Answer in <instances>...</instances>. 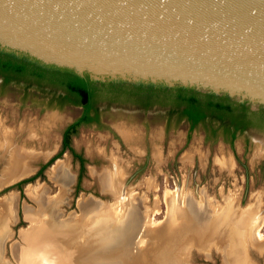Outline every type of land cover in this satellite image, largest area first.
I'll use <instances>...</instances> for the list:
<instances>
[{"label": "rangeland", "instance_id": "374dc122", "mask_svg": "<svg viewBox=\"0 0 264 264\" xmlns=\"http://www.w3.org/2000/svg\"><path fill=\"white\" fill-rule=\"evenodd\" d=\"M56 92L60 90L48 94L50 104H46L43 89L23 85L21 79L0 81V137L9 135L12 144L8 150L2 147L5 139L0 142V198L14 194L12 213L2 215L6 221L0 226V252L4 245L2 254L10 260L4 264H46L45 260L60 264L58 250L52 251L50 241L38 237L41 229L50 232L57 225L66 228L68 242L60 252L80 256L65 264H234L235 256L239 264H249V259L251 264H264V243L251 236L248 250L235 233L239 219L250 209L262 211L260 232L264 233V145L257 140L264 128H250L245 145L242 136L229 144L218 136L204 138L202 124L187 135L185 122L170 123L164 131L161 114L158 119L149 116L152 109L146 111L144 125L143 115L130 101L111 102L100 110V126L79 124L69 135L70 143L87 158L77 190L73 185L78 164L67 150L55 159L69 173L65 179L60 170L51 173L53 161L41 176L21 183L20 189L11 186L58 150L63 126L80 111L78 105L54 107ZM118 127L133 131L136 138L126 141ZM32 148L48 152L35 155ZM115 177L118 185L113 186L110 179ZM166 191H175L174 197ZM4 201H0L1 213ZM187 204L197 208L195 213L183 209ZM132 206L138 217L131 214ZM227 211L234 212L225 222ZM179 217L188 226L179 232L184 245L176 258H169L163 243L160 248L165 252L151 257L149 251L159 249L158 229ZM33 219L38 225L30 223ZM105 230L115 232L107 235Z\"/></svg>", "mask_w": 264, "mask_h": 264}, {"label": "water", "instance_id": "95a60500", "mask_svg": "<svg viewBox=\"0 0 264 264\" xmlns=\"http://www.w3.org/2000/svg\"><path fill=\"white\" fill-rule=\"evenodd\" d=\"M8 55L22 68L70 71L99 93L185 90L264 117V0H0Z\"/></svg>", "mask_w": 264, "mask_h": 264}, {"label": "trees", "instance_id": "16d2710c", "mask_svg": "<svg viewBox=\"0 0 264 264\" xmlns=\"http://www.w3.org/2000/svg\"><path fill=\"white\" fill-rule=\"evenodd\" d=\"M0 75H2L4 82L12 79H21L41 85H50L62 91L61 97L82 104V111L79 117L69 122L64 127L61 148L57 153L53 154L43 166L51 163L60 155L64 148L67 147L72 149L68 145L70 133L76 130L78 123L87 122L96 117L95 114L90 115L89 110L93 107L95 101L102 99L129 100L143 106L150 105L151 103H158L161 105H169L170 108H176L182 105L181 112L189 120L190 127L204 115H210L219 120L227 121L232 124L234 128L241 129L247 126L264 128V117L257 114L245 117L227 98L204 103L185 90L178 92L170 98H143L119 93H99L91 82L88 84L85 83L70 71L53 74L39 66L22 68L17 64L12 55L0 57ZM34 176L35 174L30 177L22 178L15 182L14 185L29 180Z\"/></svg>", "mask_w": 264, "mask_h": 264}, {"label": "bare ground", "instance_id": "6f19581e", "mask_svg": "<svg viewBox=\"0 0 264 264\" xmlns=\"http://www.w3.org/2000/svg\"><path fill=\"white\" fill-rule=\"evenodd\" d=\"M44 126V125H43ZM118 130H119V132L121 133V135L124 137V139L126 140V141H129L131 138H133V137H135L136 138V133H133V131H129V130H127V128H123V127H118ZM31 133V132H30ZM31 135V134H30ZM10 137H9V135H6L5 133H3L2 134V136L0 137V142L2 141H4V139H5V141L4 142H6V145H8V146H4L3 145V143L1 144L0 143V146H2L3 148H8V150H10V149H12V144L10 145L9 143V141H10V139H9ZM134 138V139H135ZM28 140V138L27 139H25V141H27ZM47 140V139H46ZM24 147V146H23ZM25 151V150H24ZM29 151V150H28ZM30 151H32V153L31 154H35V155H38L39 153H42V154H46V152H48V151H41V152H38L37 150L35 151V149L34 148H32V150H30ZM25 155H26V153H25ZM60 159H57L56 161H55V163L51 166V173L53 172V171H57V170H60L61 172L59 173V175L63 178V179H65L66 177H68L69 176V173L67 172V170L65 169V166H63V169L62 168H60V165H61V163H60V161H59ZM221 160V159H220ZM223 162H224V160H223ZM116 176V175H115ZM112 177V176H111ZM114 177V176H113ZM117 178L115 177V178H113V179H110V183L113 185V186H116V185H118V182H117ZM109 181V180H108ZM28 187V186H27ZM31 187V186H30ZM29 187V188H30ZM28 188V189H29ZM119 189H121V187L119 186ZM177 190V189H176ZM45 191V190H44ZM167 192V191H166ZM12 193V192H11ZM28 193H29V191H28ZM41 194V193H40ZM172 195L173 197H174V195H175V191H173V192H167V196H169V195ZM7 195V194H6ZM177 201H179L180 200V197H181V189L178 191L177 190ZM46 197V196H45ZM48 197H49V195H48ZM168 198V197H167ZM5 199V201H4V207H3V209H2V213L0 212V214H1V216L2 215H5V213H7L8 211H10V213H12V208H13V200H14V194H9L8 196H4V197H1L0 198V201H3ZM42 199V198H41ZM51 199V198H50ZM130 203H132L131 201H130ZM171 203V202H170ZM236 203V202H235ZM172 204V203H171ZM170 204V205H171ZM125 205V204H124ZM133 205V204H132ZM41 206V205H40ZM126 206V205H125ZM128 206H129V204H128ZM39 207V206H38ZM48 207V206H47ZM127 207V206H126ZM170 207V206H169ZM128 208V207H127ZM130 208V207H129ZM131 209V208H130ZM185 211H189V213H195L194 212V209H197L196 207H193V206H189V204H187V205H185L184 206V208H183ZM229 209V208H228ZM124 211V210H123ZM132 213L131 214H136V216L138 217V214L136 213V211H135V209H134V207L132 206ZM26 212L29 214V210L28 209H26ZM135 212V213H134ZM233 212L234 211H227V212H225V214H224V216H225V218H224V221L226 222V219H227V221L228 220H232V215H233ZM123 213V212H122ZM185 214H188L187 212H185ZM122 215H124V214H122ZM146 215V214H145ZM45 216H46V214H45ZM262 216H263V213H262V211H257V212H255V211H253V210H247V212L239 219V221H238V224L236 225V229H238V227H239V231H235V233H236V235H238V237H239V239L242 241V244H244V246L246 247V249H248L249 250V247H250V245H251V236L254 238V239H256V241H259V242H263L264 243V233L262 234V232H260V226H261V220H262ZM219 218V217H218ZM178 219V221L175 223H169V224H165L164 226H162V228L160 227L158 230H159V236H158V243H159V249L156 247V248H154V249H152L151 251H149L150 253H148L151 257H153L154 255H159V253H164L165 251L163 250V248L161 249L160 248V245L163 243V244H167V250H166V252L169 254V258H171V259H174V258H176V254H177V251L179 252L180 251V247H181V245H184L183 243H181L182 242V240H181V238H180V236H179V232L181 231V230H184L183 228H186V226H188V223H187V225H185L186 223H184L183 222V217H179V218H177ZM12 220V219H11ZM131 219H129V221H130ZM6 220H5V218H4V216H2V218H0V226L5 222ZM221 221V220H220ZM263 221V220H262ZM32 222H37V221H35L34 219L33 220H31L30 221V223L32 224ZM131 222H133V221H131ZM130 222V223H131ZM146 222L148 223V221L146 220ZM146 223V224H147ZM37 224V223H36ZM117 224H118V220H117ZM117 224H116V222H115V224L113 225V227L115 226H117ZM145 224V225H146ZM30 225V224H29ZM33 225V224H32ZM38 225V224H37ZM62 225V224H61ZM119 225V224H118ZM147 226H148V224H147ZM146 226V227H147ZM206 226V225H205ZM30 227V226H29ZM190 227H192L191 225H190ZM111 228V227H110ZM116 229V228H115ZM11 230V229H10ZM27 230V229H26ZM51 231L50 232H47V231H45L44 229H41L40 231H41V233H39V235H38V237L40 238V239H46V240H49L50 241V244L51 245H53V249H51L52 251H57L58 252V255H60V256H62V258L63 259H61L59 262H60V264L61 263H68V262H70V260H75V259H80L79 257V255H75V256H68V255H64L62 252H60L61 250L63 251V248H64V245L65 244H68V242H67V239H65V230H66V228H64V226H58L57 225V227H56V229L55 230H53V229H50ZM157 230V231H158ZM37 231V230H36ZM188 231V230H187ZM55 232V233H54ZM115 231H113V230H111V231H106L105 230V232L104 233H106L107 235H109V234H112V233H114ZM11 233V232H10ZM24 233V232H23ZM31 233V232H30ZM191 233V232H190ZM222 233V232H221ZM224 233V232H223ZM34 234V233H33ZM137 234V237H138V234L139 233H136ZM36 235V234H35ZM142 236H140L139 238H138V240H139V242H137L138 243V245L141 247V246H143L144 245V239H140ZM237 237V238H238ZM143 240V241H142ZM219 240H217V242H218ZM219 242H222V241H219ZM157 243V244H158ZM192 244V243H191ZM16 245H18V244H15V247H16ZM188 245H190V243L188 244ZM193 245H195V243H193ZM63 246V247H62ZM153 247V246H152ZM57 248V249H56ZM139 248V247H138ZM12 249V248H11ZM16 249H17V247H16ZM51 250H49V253L50 252H52ZM25 251V250H24ZM264 251V250H263ZM17 252V251H16ZM46 252V251H45ZM105 253V252H104ZM107 253V252H106ZM139 253V252H138ZM27 255V254H26ZM48 255V254H47ZM104 255V254H103ZM65 256V257H64ZM77 256H79V257H77ZM102 256V255H101ZM100 256V257H101ZM187 256H188V253H187ZM236 257V256H235ZM233 258V263L234 264H236V263H238V257L237 258ZM248 257V256H247ZM28 258V257H27ZM188 258H189V256H188ZM151 259V258H150ZM35 260V259H34ZM101 260V259H100ZM46 262V264H57V262H51L50 263V261H48V260H45ZM87 261V260H86ZM249 264H251V260L249 259ZM6 261H4V260H2V259H0V264H4ZM34 262V261H33ZM42 262H43V260H42ZM107 262V261H106ZM89 263V262H88ZM87 263V264H88ZM9 264V263H8ZM27 264V263H26ZM85 264V263H84ZM92 264V263H91ZM97 264H98V262H97ZM239 264V263H238Z\"/></svg>", "mask_w": 264, "mask_h": 264}, {"label": "flooded vegetation", "instance_id": "af4514ba", "mask_svg": "<svg viewBox=\"0 0 264 264\" xmlns=\"http://www.w3.org/2000/svg\"><path fill=\"white\" fill-rule=\"evenodd\" d=\"M0 81L2 83H6V82L3 81L2 75H0ZM22 84L23 85H26V86H34L35 88H38V89H43L45 91V95L43 93V94H41V96L43 97V95H44L47 98L46 104H50V98L51 97L49 96L50 95L49 93L50 92L52 93L51 96H53V94H55V87H52L50 85H46V84H42L41 85V84H37V83L31 82V81L30 82L29 81L27 82L25 80H22ZM56 93H57V97L55 99L56 102L53 104V106L59 109V108H62L64 106L63 104L78 105L80 107V111H79V113L71 121H73L77 117H79V115L81 114V111H82V104L61 97L62 96V91L56 92ZM57 99L61 100L62 102L60 103V101H57ZM125 101H129V100H107V99H102V100L95 101L93 107L90 108V110H89V114L90 115L95 114L96 117H94L93 119L88 120L87 122H80V123L77 124V126L79 124H94L96 126H100L101 123H102V120L100 118V114H101L100 113V110L103 109V107L108 106L111 102H125ZM130 102H131L130 104L134 107V109L136 108L137 112H139V113H141L143 115V117L141 119V122L144 125L147 123L146 120H145V118H144L145 117V113H146L147 110L152 109L149 116L152 117V118L153 117H157V119H158V114H161V117H159V118H162L161 121H162V127H163L164 131L166 130L167 126L170 123L171 124H178V122H185L186 123V126H187L186 127V135H187V134H189V132H190V130L192 128H194L197 125H201L202 124L204 126V138H215L216 136H218L217 138H220L222 141H226L229 144H231L233 142V139L236 136H242L243 143L245 145L247 143V136H248L247 131L251 127H253V128L256 127V126H247L245 128H241V129L240 128H234L233 125L230 124V123H228L227 121H225V120L224 121L219 120V119H217V118H215L213 116H210V115H204L201 119L197 120L193 124L192 127H190L189 120L181 112L182 105H179L176 108H170L169 105H161V104H158V103H151L150 105L143 106V105H140V104L135 103V102H132V101H130ZM152 120H154V119H152ZM68 123H66V124H68ZM66 124L63 126V128L61 130L60 146H59L58 150L55 153H57L59 151V149L61 148V144H62V141H61L62 140V132H63L64 127L66 126ZM68 145L72 149H69V148L66 147V148L63 149V151L64 150H67L68 152H70V154L72 156L71 157L72 160H73V157H75L76 160H77L78 166H77V171L75 173V178H74L75 180H74V185H73L74 190H77V188H79V184H80L81 172L83 170V167L86 164V163L84 164V162L87 160V158H86V156L81 151L77 150L70 143V141L68 142ZM51 156H49L46 160H44L43 162H41L35 172H33L32 174H30L29 176H26V177H30V176H32L34 174H35L34 177L41 176V174H42L43 169L45 168V166L51 164L60 155L57 156L51 163L43 166V164ZM245 176H246V183H247V177H248L247 171H245ZM26 177H23V178H26ZM34 177H32L29 180L22 181V182H20L17 185H14L15 182H17V181H19V180L22 179V178H20L19 180H16L15 182H13V184H11V186H16L18 189H20L21 188V186H20L21 183L28 182V181L32 180ZM125 181H126V184H127V180H125ZM14 223L16 224V222H14ZM15 224H13V226H12V233H15Z\"/></svg>", "mask_w": 264, "mask_h": 264}, {"label": "crops", "instance_id": "0c3cea01", "mask_svg": "<svg viewBox=\"0 0 264 264\" xmlns=\"http://www.w3.org/2000/svg\"><path fill=\"white\" fill-rule=\"evenodd\" d=\"M2 246V245H1ZM4 246V245H3ZM3 246H2V251H3ZM5 247V246H4ZM0 249H1V247H0ZM5 249H6V247H5ZM5 249H4V251H5ZM2 251L0 252V253H2ZM3 255V254H2ZM10 261V260H9Z\"/></svg>", "mask_w": 264, "mask_h": 264}]
</instances>
